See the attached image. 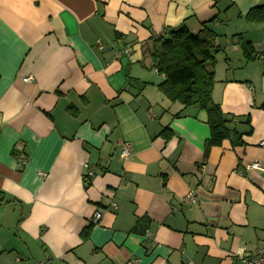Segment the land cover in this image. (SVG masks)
<instances>
[{"label": "crops", "instance_id": "1", "mask_svg": "<svg viewBox=\"0 0 264 264\" xmlns=\"http://www.w3.org/2000/svg\"><path fill=\"white\" fill-rule=\"evenodd\" d=\"M260 6L0 0V264H238L264 248V23L245 18ZM213 20L211 98L248 134L205 152V111L158 91L151 47ZM127 79L146 86L135 96Z\"/></svg>", "mask_w": 264, "mask_h": 264}, {"label": "trees", "instance_id": "2", "mask_svg": "<svg viewBox=\"0 0 264 264\" xmlns=\"http://www.w3.org/2000/svg\"><path fill=\"white\" fill-rule=\"evenodd\" d=\"M249 23H264V6L251 9L245 16ZM213 21L203 24L196 34H191L185 27L171 30L166 35L155 39L151 49V69L162 75L164 80L157 85L158 91L169 101L177 102L184 108L196 107L207 116L209 138L205 142V152L211 147L220 146L225 140L237 145L242 135L228 123L232 118L225 115L220 107L213 103V56L216 53L215 39L217 34L211 27ZM167 36V38H166ZM243 56L247 61L254 60L253 49L249 43L242 46ZM146 84L127 79L123 90L132 88L139 95ZM264 110V106H261ZM177 117V116H176ZM249 118H246L248 122ZM165 139L172 136L163 130L160 133ZM85 178V177H84ZM91 179L86 187L90 185ZM87 237L90 226L85 229Z\"/></svg>", "mask_w": 264, "mask_h": 264}, {"label": "built area", "instance_id": "3", "mask_svg": "<svg viewBox=\"0 0 264 264\" xmlns=\"http://www.w3.org/2000/svg\"><path fill=\"white\" fill-rule=\"evenodd\" d=\"M98 47L102 48V46L100 45H98ZM130 52L131 50L129 48H126L121 53L130 54ZM121 53H117L116 57H119ZM31 81H33V78L31 76H28L23 79V82H31ZM260 146L264 148V141L260 143ZM119 153L123 159L128 158L130 155V145L128 143H123ZM18 161H19V165H25V156L23 154H19ZM250 167L259 168L260 166L258 164H253ZM39 175L43 176L44 174L39 173ZM94 175L95 174L91 170V168L86 165L85 166V176H84L85 184H87L89 180L94 177ZM185 201L191 204L196 202V196L193 191H189L186 194ZM100 216L101 214L99 212H95L91 220V223L93 225H96L98 221L100 220ZM144 237L149 238L150 233L146 231L144 234ZM237 255H238V264H264V248L257 249L254 252H247L244 249H241ZM36 264H46V263L38 262ZM184 264H192V263H184Z\"/></svg>", "mask_w": 264, "mask_h": 264}, {"label": "water", "instance_id": "4", "mask_svg": "<svg viewBox=\"0 0 264 264\" xmlns=\"http://www.w3.org/2000/svg\"><path fill=\"white\" fill-rule=\"evenodd\" d=\"M166 38H167V36H166Z\"/></svg>", "mask_w": 264, "mask_h": 264}]
</instances>
